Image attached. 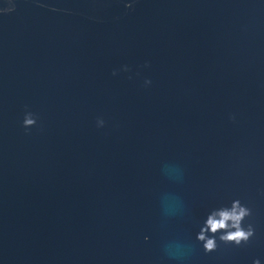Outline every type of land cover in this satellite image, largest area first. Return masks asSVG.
<instances>
[{
	"label": "water",
	"instance_id": "obj_1",
	"mask_svg": "<svg viewBox=\"0 0 264 264\" xmlns=\"http://www.w3.org/2000/svg\"><path fill=\"white\" fill-rule=\"evenodd\" d=\"M12 2L0 264H171L172 240L186 264H264V3ZM237 197L256 235L205 253L196 233Z\"/></svg>",
	"mask_w": 264,
	"mask_h": 264
},
{
	"label": "clouds",
	"instance_id": "obj_2",
	"mask_svg": "<svg viewBox=\"0 0 264 264\" xmlns=\"http://www.w3.org/2000/svg\"><path fill=\"white\" fill-rule=\"evenodd\" d=\"M136 0H130L129 6ZM264 3V0H261ZM15 8L12 0H8L7 6L0 8V13L10 12ZM152 83L151 79L146 81ZM26 128L31 127L35 120L31 115H26L24 120ZM253 209L240 198H233L230 204H221L210 212L195 235V240L205 253H211L218 249L221 243L239 247L247 244L256 235V226L250 219ZM208 233V234H206ZM190 246L180 240H172L164 246L165 255L171 264H186ZM252 264H260L259 259H253Z\"/></svg>",
	"mask_w": 264,
	"mask_h": 264
}]
</instances>
